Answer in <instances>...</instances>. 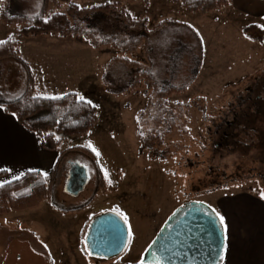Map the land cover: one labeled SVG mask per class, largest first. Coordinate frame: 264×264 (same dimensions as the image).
<instances>
[{
	"label": "rangeland",
	"instance_id": "obj_1",
	"mask_svg": "<svg viewBox=\"0 0 264 264\" xmlns=\"http://www.w3.org/2000/svg\"><path fill=\"white\" fill-rule=\"evenodd\" d=\"M117 1L71 0L82 11L54 30L64 36L72 32V37L76 31L77 44L42 34L40 44L21 46L29 59L42 57L38 63L47 65L49 73L64 68L76 71L69 83L54 82L55 89L39 91L49 97L75 92L97 106L98 124L86 136L64 139L60 150L95 149L102 177L87 154L68 153L59 164L49 200L27 211L0 215V264H140L156 234L180 206L201 202L219 214L216 207L225 196L246 193L261 198L264 193V162L256 145L259 134L247 128L237 132L248 144L247 151L214 148L226 124L234 120L231 104L240 105L236 112L241 117L246 88L264 81V43L244 42L237 29L215 27V13L187 14L171 0H155L150 10L155 12L153 20L146 25L140 12L149 13L150 2L123 0L135 20L131 30L148 36L136 43L121 33L127 23L116 14L100 23L104 35L86 29L83 19L92 16L89 8ZM41 4L42 0L21 5L11 0L9 14L33 17ZM248 32L264 37V31ZM65 53L64 62L59 54ZM47 77L45 72L41 86H50ZM170 84L190 88L165 102L162 89ZM124 89L129 92L122 94ZM256 118V126L264 130V116ZM246 121L238 127L244 128ZM73 163L88 174V184L77 197L66 191ZM98 184L94 203H101L82 212L67 211L86 204ZM102 210L127 217L125 222L119 215L128 229V245L115 259L95 262L81 238L87 220Z\"/></svg>",
	"mask_w": 264,
	"mask_h": 264
},
{
	"label": "trees",
	"instance_id": "obj_2",
	"mask_svg": "<svg viewBox=\"0 0 264 264\" xmlns=\"http://www.w3.org/2000/svg\"><path fill=\"white\" fill-rule=\"evenodd\" d=\"M129 1H142L145 5H149L150 2V0ZM171 1L175 4H179L187 14L200 13L202 15L218 11L231 2V0ZM65 5H68V7L63 11ZM52 10L54 12L50 15ZM80 11H82L80 6L71 3V0H43L39 14L34 17L9 15L8 6L5 3H3L0 8V17L7 24L22 26V29L19 32L20 37L42 34L62 36L63 34L61 31L55 32L54 29L62 24L68 23L71 16H74V12L78 13ZM88 11L91 12L92 16H87L83 19L87 30L94 31L95 29L98 34L104 35L103 28H99L100 23L106 21L111 15L116 14V17L121 20V23H127L124 28L121 27V33L123 31L129 36L131 43H136L138 39H147L148 37L144 32L140 33L131 30V27L135 24V20L124 7L123 0L93 6L89 8ZM168 21L174 22L173 20ZM253 28L259 31H264V29L258 25H254ZM253 28L249 27L245 32L249 33L248 31ZM74 33L77 35L76 31ZM118 34L119 32L117 31L116 36ZM248 37L254 42L264 43V37ZM147 45L148 43L146 44V47ZM19 46L20 43L16 37L0 42V60L13 59L21 63L28 74V87L26 92L15 100L8 102L0 100V106H2L8 113L13 114L22 126L37 134L46 150L58 152V159L53 171L49 175L45 176L38 171H30L20 179L0 186V215H9L12 212L27 211L39 207L44 201L49 200L57 182V169L59 163L72 151H79L87 154L95 163L98 174L102 177V171L98 165V157L90 149L79 146L60 150L64 139L72 136H86L98 124L99 113L97 106L92 107L85 102L79 101L78 94L75 92H70L57 97H47L35 94L33 75L28 63L21 56ZM148 48L149 47L146 49ZM146 77L148 80H152L151 76L147 75ZM192 82L193 81L190 83ZM189 88L190 85L182 87H177L171 84L165 85L163 86L161 96L166 102V100L173 95L185 94ZM125 92H129V90H121L122 94ZM85 101L87 100L85 99ZM261 103L262 104L259 105V114H251V126L248 124V127L245 126L243 128L236 126L234 128L232 125L228 124L227 126L226 124L227 129L224 130L220 138L214 142V148L216 150H222V148L229 147L228 149L247 151L248 144H245V142L240 140V136L237 132L239 130L247 131L253 127L255 132L257 131L259 133L256 145L262 151L260 158L264 162V130L256 126V117L260 115L264 116V99ZM245 128H247V130ZM3 173L4 172H0V175H3ZM100 185L101 184H99V187ZM96 191L99 193V188ZM91 202L92 199L86 204L74 207L67 211H83Z\"/></svg>",
	"mask_w": 264,
	"mask_h": 264
},
{
	"label": "crops",
	"instance_id": "obj_3",
	"mask_svg": "<svg viewBox=\"0 0 264 264\" xmlns=\"http://www.w3.org/2000/svg\"><path fill=\"white\" fill-rule=\"evenodd\" d=\"M10 1L0 0V8L5 3L8 6L9 12ZM24 1L26 0H15L20 5ZM154 2L155 0H151L150 5L146 7L149 9V13L140 12V18H142V22L145 25L151 23L153 20L154 15L152 13L155 12L150 10ZM137 3L139 4L141 2ZM12 4L15 6V3ZM213 13H215V27L221 31L223 29L230 30V28L237 29L241 39L247 43L252 42L247 32H245L247 28L253 27L254 25L264 27V0H231L226 7ZM22 16L27 15L23 14ZM21 29L22 26L7 24L0 17V42L12 37H16L19 40L21 56L28 63L33 75L35 94L46 96L40 93L41 91L39 89L41 87L43 89H55L53 87L55 83L62 86L69 83L72 77L74 78L76 76V71L65 68L59 72L52 71L49 73L47 65L38 63L43 61L42 57H39V59L33 58L32 60L26 57L23 54V48L21 46L24 43L29 45L40 44L41 38L40 35L20 37L19 32ZM70 34L55 39L66 42L67 44H77L78 40L76 35L72 37ZM67 54H59V59L64 62L67 61L65 57ZM51 67L55 68L56 66L51 65ZM45 72L48 75L46 79L51 81L49 87L41 86ZM0 77L2 78L0 82V95L3 94L2 96H4L0 97L1 101L8 102L15 100L26 92L28 87V74L23 65L18 61L13 59L0 60ZM57 159L58 154L46 150L37 134L22 126L13 114H8L3 107H0V172H4L3 175H0V179L5 178L6 180L0 183V185L20 179L30 171H38L45 176L49 175L53 171ZM95 199L83 211L89 207H96V204L101 203L100 200L94 203ZM221 200L216 210L220 216L224 217L227 237V249L222 264H264V199L252 194L242 193L225 196ZM102 213H104L103 210L100 213H96L95 216Z\"/></svg>",
	"mask_w": 264,
	"mask_h": 264
},
{
	"label": "water",
	"instance_id": "obj_4",
	"mask_svg": "<svg viewBox=\"0 0 264 264\" xmlns=\"http://www.w3.org/2000/svg\"><path fill=\"white\" fill-rule=\"evenodd\" d=\"M87 186V171L74 166L66 191L76 196ZM227 249L225 225L208 204L180 206L163 224L140 264H222Z\"/></svg>",
	"mask_w": 264,
	"mask_h": 264
},
{
	"label": "flooded vegetation",
	"instance_id": "obj_5",
	"mask_svg": "<svg viewBox=\"0 0 264 264\" xmlns=\"http://www.w3.org/2000/svg\"><path fill=\"white\" fill-rule=\"evenodd\" d=\"M246 94V105L242 107L243 118H241L242 116H238V113L236 112L239 109L240 105L232 103L231 110L234 115V120L231 123H227V126L228 124H230L235 128L236 126L238 127L240 124H242L245 120H247L245 123L246 126H248V124L250 126L252 125L251 114H259V105L262 104L261 101L264 99V81L259 80L255 84H252L251 86L246 88ZM254 108H256V111L253 110ZM251 129L252 130H249V132L259 134L255 132L253 127H251ZM74 166L79 167L80 169L84 168L79 164L73 163L70 165V171ZM98 188L99 184L97 189ZM97 194L98 192L96 191L94 195L90 198V200L92 199V202ZM81 243L85 246V248L87 249L88 256H90L93 261H110L112 259H115L117 256H120L128 245V229L124 221L121 220V217L118 214L114 213L113 211L104 212L102 214L94 216L92 219L89 220V222H86L84 234L81 238Z\"/></svg>",
	"mask_w": 264,
	"mask_h": 264
},
{
	"label": "snow or ice",
	"instance_id": "obj_6",
	"mask_svg": "<svg viewBox=\"0 0 264 264\" xmlns=\"http://www.w3.org/2000/svg\"><path fill=\"white\" fill-rule=\"evenodd\" d=\"M78 100L81 101V102H85V103H87L88 105H90L92 107H96V105H94L91 100L85 101V97L82 96V95H78ZM93 151H95V149H93ZM97 155H99V153H97ZM0 186H2V185H0ZM261 198H264V193H261ZM117 214L120 215V216H123V213H119L118 212ZM123 218H124L125 222H127V217L123 216ZM220 220H221V223L224 224V217L223 216H220Z\"/></svg>",
	"mask_w": 264,
	"mask_h": 264
}]
</instances>
